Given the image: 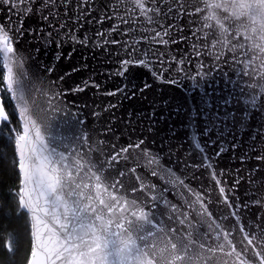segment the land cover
I'll use <instances>...</instances> for the list:
<instances>
[{"label": "snow or ice", "instance_id": "snow-or-ice-1", "mask_svg": "<svg viewBox=\"0 0 264 264\" xmlns=\"http://www.w3.org/2000/svg\"><path fill=\"white\" fill-rule=\"evenodd\" d=\"M185 18L187 27L178 23ZM22 39L36 42V53L59 49L56 61L66 45L72 46L67 58L75 45L116 52L119 67L109 78L125 81L131 69L141 68L157 83L174 85L184 78L198 86L221 65L238 67L233 74L248 78L249 92L261 93L243 103L237 99L230 110L233 125L243 130L250 118L264 119V0H0V132L12 139L15 152V185L0 207L20 218L31 214L26 264H264V185L251 201L237 195L242 170L251 178L264 169V146L256 151L253 143L251 155L238 157L244 168L237 167L229 183L230 171L213 163L226 149L209 138L207 146L214 149L209 156L197 139L202 161L185 168H204L212 182L197 189L185 180L187 173L162 166L160 153L145 146L143 135L120 143L132 134L117 126V103L96 104L90 115L101 127L90 129L64 102L68 92L89 87L101 96L132 99L152 83L102 89L86 79L67 91L58 89L57 81L27 67L31 57L21 56L17 47ZM172 45L179 56L168 55ZM205 57L212 68L201 73ZM193 63L195 76L187 68ZM54 70V64L44 68L49 75ZM76 71L65 72L59 82ZM146 119V131L153 132L152 118ZM214 128L210 117L203 135ZM260 128L251 139L264 144V125ZM133 155L137 160L129 167ZM251 160L256 164L249 169ZM252 207L254 218L244 219ZM3 248L7 264H15L13 242Z\"/></svg>", "mask_w": 264, "mask_h": 264}, {"label": "water", "instance_id": "water-1", "mask_svg": "<svg viewBox=\"0 0 264 264\" xmlns=\"http://www.w3.org/2000/svg\"><path fill=\"white\" fill-rule=\"evenodd\" d=\"M178 23L188 25V20L179 21ZM111 21H107L104 25L107 28ZM99 27V26H97ZM123 27H127L124 25ZM84 31L83 29L81 30ZM93 31H88L87 35L92 36ZM34 41L20 40L18 49L20 55L31 59L26 60L27 67L31 72L37 75H43L45 80L57 81V88L69 90L75 85L81 84L83 80L92 79L102 85L103 88L112 89L122 83L141 85L147 81L152 83V87L146 90L143 94H137L132 99H125L123 97H107L96 94L94 88L89 87L83 93L72 94L68 92L64 98L68 109L72 112L79 111L81 118H84L88 127L99 129L101 125L95 123L90 113L95 109L96 104L107 103L112 101L118 104L115 110L116 123L120 129L128 128L132 134V139L129 140L125 134L120 141L122 144L134 142L136 137L143 135L146 140V147L153 153H160V162L162 166L174 169L177 175L187 173L184 177L186 181L199 189L200 185L209 186L212 182L210 175L204 168L189 167L185 168V163L188 165L200 164L203 153L195 147V142L198 139L200 145L205 148L209 156L213 155L214 149L207 146L209 138L218 140L220 144L226 149L218 160L213 163L217 165V170L226 169L230 171L228 181L231 183L235 177V169L244 166L240 164L238 157L244 152L250 155V145L255 143L256 151H260L262 144L259 141H253L251 136L260 131L261 125H264V119L258 114L254 118H250L249 128L241 130L238 126H234L231 116V109L236 106L237 99L241 103L245 99H249L252 95L260 96L259 90L255 93L249 92L247 89L248 78L242 75H234L238 71L237 68L228 65H221L213 69L204 80L199 81L198 86L196 80H188L181 78L178 84L170 85L154 82L152 77L146 70L141 68L131 69L128 80L125 81L120 77L112 76L109 78V73L114 72L119 65L115 63L119 56L116 52H106L100 48L84 47L83 45H75V51L70 58L67 54L71 51L72 46L66 45L63 49V57L56 61V52L59 49L49 47L47 50H41L40 53L35 52ZM117 47L118 46H109ZM172 51L168 53L169 56H179L177 45H172ZM182 50L185 48L184 44L179 45ZM205 67L200 69L201 73L207 72L212 68V61L205 57ZM55 65V70L49 75L45 73V66ZM78 68L79 71L73 72L66 77L63 82H59V77L65 72H70L72 68ZM190 75L195 76L196 64L187 65ZM244 89L245 95H241V89ZM260 100L257 99V106ZM76 105H79L77 109ZM87 105V107H85ZM195 114V115H193ZM151 117L153 121V132H147L146 126L148 120L146 117ZM213 118L216 122V128L208 134L203 135V128L208 122L209 118ZM63 118V117H61ZM129 124L131 127H128ZM235 145V149L232 145ZM169 148L175 153L169 156ZM139 150H137V153ZM137 156L133 155L132 161L128 164L130 167L135 163ZM123 163V162H122ZM141 164H146V160L140 159ZM256 164L255 160H251L247 164V168H251ZM139 170V169H138ZM200 177V179L192 180V175ZM242 177L241 183L238 186L237 195L240 200L248 199L251 201L255 193V189L264 185V169L258 172L250 173L242 170L240 173ZM255 181L254 183L252 181ZM158 183L160 181H157ZM215 211V206H212ZM256 208L252 207L244 216L248 220L254 218ZM264 215V212L260 213ZM31 221V214H29ZM32 223V221H31Z\"/></svg>", "mask_w": 264, "mask_h": 264}, {"label": "trees", "instance_id": "trees-1", "mask_svg": "<svg viewBox=\"0 0 264 264\" xmlns=\"http://www.w3.org/2000/svg\"><path fill=\"white\" fill-rule=\"evenodd\" d=\"M14 154L12 139L0 132V205L3 204L4 195L9 193L15 185L13 177ZM30 233L31 225L28 214L20 218L16 215L15 210L0 207V264H7L4 259L7 250L3 248V245L9 240L13 242V247L17 248L14 257L15 264H26L32 243ZM17 237H19V243H17Z\"/></svg>", "mask_w": 264, "mask_h": 264}]
</instances>
